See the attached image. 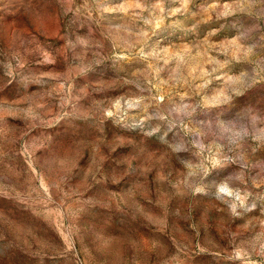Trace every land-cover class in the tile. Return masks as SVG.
I'll return each mask as SVG.
<instances>
[{
    "label": "rangeland",
    "instance_id": "rangeland-1",
    "mask_svg": "<svg viewBox=\"0 0 264 264\" xmlns=\"http://www.w3.org/2000/svg\"><path fill=\"white\" fill-rule=\"evenodd\" d=\"M0 264H264V0H0Z\"/></svg>",
    "mask_w": 264,
    "mask_h": 264
}]
</instances>
